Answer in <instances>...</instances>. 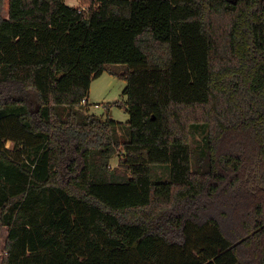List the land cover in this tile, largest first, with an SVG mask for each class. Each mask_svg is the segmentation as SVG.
<instances>
[{
  "label": "trees",
  "instance_id": "trees-1",
  "mask_svg": "<svg viewBox=\"0 0 264 264\" xmlns=\"http://www.w3.org/2000/svg\"><path fill=\"white\" fill-rule=\"evenodd\" d=\"M83 1L0 0V264H264V0Z\"/></svg>",
  "mask_w": 264,
  "mask_h": 264
},
{
  "label": "rangeland",
  "instance_id": "rangeland-1",
  "mask_svg": "<svg viewBox=\"0 0 264 264\" xmlns=\"http://www.w3.org/2000/svg\"><path fill=\"white\" fill-rule=\"evenodd\" d=\"M64 1L69 5H78L81 10L88 6V3L83 0ZM123 70V64H108L106 70L91 81L88 93V104L77 106L76 108L81 109L85 113H95L103 118L109 117L118 122L128 120L129 113L126 106V96L123 94L126 82L117 74ZM204 135L205 132L201 129L193 128L191 135V165L194 169L201 171H206L209 164L208 153L204 149ZM2 142L15 157L24 156L22 154V142L17 143L11 139H3ZM122 155L121 150L116 152L110 159V166H117ZM151 168V179L153 181L167 179L169 168L166 165L154 164ZM3 246V236L0 235V255L3 252Z\"/></svg>",
  "mask_w": 264,
  "mask_h": 264
},
{
  "label": "crops",
  "instance_id": "crops-1",
  "mask_svg": "<svg viewBox=\"0 0 264 264\" xmlns=\"http://www.w3.org/2000/svg\"><path fill=\"white\" fill-rule=\"evenodd\" d=\"M72 6H78V5L72 4ZM88 99H89V96L87 97V104H88Z\"/></svg>",
  "mask_w": 264,
  "mask_h": 264
},
{
  "label": "water",
  "instance_id": "water-1",
  "mask_svg": "<svg viewBox=\"0 0 264 264\" xmlns=\"http://www.w3.org/2000/svg\"><path fill=\"white\" fill-rule=\"evenodd\" d=\"M233 1H235V0H233Z\"/></svg>",
  "mask_w": 264,
  "mask_h": 264
}]
</instances>
